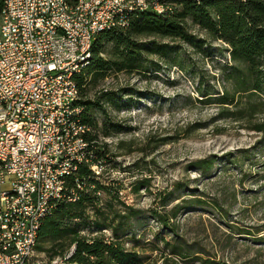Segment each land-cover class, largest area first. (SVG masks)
Returning a JSON list of instances; mask_svg holds the SVG:
<instances>
[{"label": "rangeland", "instance_id": "rangeland-1", "mask_svg": "<svg viewBox=\"0 0 264 264\" xmlns=\"http://www.w3.org/2000/svg\"><path fill=\"white\" fill-rule=\"evenodd\" d=\"M190 30V42L155 39L160 49L144 52L141 71L111 73L91 92L104 110L94 113L98 124L121 131H91L104 154V189L66 228L118 237L136 264H162L165 256L177 264H264V134L256 129L264 112L236 120L199 103L203 92L231 91L223 71L229 55L223 42ZM202 159L213 161L208 174L195 165ZM194 199L202 203L188 206ZM175 207L177 216L160 224L158 215L170 217ZM33 253L34 264L48 262Z\"/></svg>", "mask_w": 264, "mask_h": 264}, {"label": "built area", "instance_id": "built-area-1", "mask_svg": "<svg viewBox=\"0 0 264 264\" xmlns=\"http://www.w3.org/2000/svg\"><path fill=\"white\" fill-rule=\"evenodd\" d=\"M136 6L133 0H85V8H74L72 0H3L0 9V264H34L33 235L39 211L46 217L62 201L58 189H67L70 202L78 197L68 192L71 165H86L99 179L102 161L93 162L87 143L67 147L71 134L89 132L76 98L72 62L85 54L93 41V30L113 26L122 30L130 18L115 16L119 7ZM167 6V12L170 6ZM61 25L62 33L53 32ZM65 100H75L65 108ZM56 128H65L56 137ZM77 182V180H75ZM79 187V186H78ZM45 195L54 203L45 204ZM30 248V256L22 249ZM54 258L50 264H67Z\"/></svg>", "mask_w": 264, "mask_h": 264}, {"label": "trees", "instance_id": "trees-1", "mask_svg": "<svg viewBox=\"0 0 264 264\" xmlns=\"http://www.w3.org/2000/svg\"><path fill=\"white\" fill-rule=\"evenodd\" d=\"M155 1L166 11L157 13L148 7L128 14L129 24L122 26V30L113 28L95 39L87 65L75 76L79 104L83 108L82 120L90 130L85 134V140L91 145L93 162L103 160L104 154L91 131L96 130L104 137H109L119 133L121 127L112 123L109 126L106 123L98 124L94 113L96 110H104L99 98H90L91 92L111 73L141 71L146 64L144 52L156 54L160 49L155 39L192 41L195 36L190 30L191 26L197 27L209 38L226 44L229 55V62L223 71L231 91L226 90L216 97L203 92L205 100H199V103L217 104L224 118L241 119L264 112V0ZM166 5L171 9L168 12ZM150 38L153 40L142 42ZM108 45L110 48H107ZM256 129L264 134L263 124L256 126ZM195 165L202 174H208L212 170L213 161L202 159L196 161ZM73 173L76 175L67 179L66 186L68 192H73L78 199L70 202L66 198L67 189L64 190L62 201L45 216L39 228L36 252L48 256L45 264H50L54 258H63L72 248L73 253L67 259V264H136V255L128 251L118 237L110 241L102 235L87 238L73 228H66L67 221L85 216L87 208L95 202L93 193L104 189L98 181L99 177L91 174L86 165L78 166ZM200 203L201 200L194 199L187 205L192 207ZM181 209L175 207L170 217L158 215L157 219L160 224L166 225ZM176 255L184 257L185 254ZM162 264L177 263L172 257L165 256Z\"/></svg>", "mask_w": 264, "mask_h": 264}, {"label": "bare ground", "instance_id": "bare-ground-1", "mask_svg": "<svg viewBox=\"0 0 264 264\" xmlns=\"http://www.w3.org/2000/svg\"><path fill=\"white\" fill-rule=\"evenodd\" d=\"M39 1H46V0H39ZM133 1H134V5L136 6H151L153 4V1L151 2H147L145 0H133ZM72 2L74 4V8H85V0H72ZM30 3H37V0H30ZM155 5H156V10L153 9V11L157 13H162L166 11V9L160 6L156 1H155ZM146 8L148 7H143V8L133 7V6L119 7L118 9H115V16H121L123 18H127L129 16L128 14L135 12L136 10L142 11ZM126 25L127 24H123L122 26H126ZM113 28H114L113 26H105V27H100V28H96V30H93V41H89L88 44H86L85 54L79 56V58H75V61L72 62V70H75V76L79 74L82 68L87 65L89 56H90V50H91L92 44L95 41V39L99 35L107 31H110ZM53 32L62 33V26L53 25ZM75 94H76V98H79L78 87H75ZM74 107H75V100H65V108H74ZM82 109L83 108L79 106V110H70V117L79 118V115L82 114ZM86 133L87 132L83 134H71L70 138L67 139V147H75L80 142H84V143H87L88 149L91 150L90 149L91 145L85 140ZM63 135H65V128H56V137H63ZM78 166L79 165H71V173L75 172ZM94 175L99 177L98 174H94ZM64 190L65 189H58V198H63ZM52 203H54V196L45 195V204H52ZM45 216H46V211H39V218H45ZM41 224L42 222L37 224V232H35L33 235L32 253L37 244V236H38V231H39ZM22 256H30V248H23Z\"/></svg>", "mask_w": 264, "mask_h": 264}]
</instances>
